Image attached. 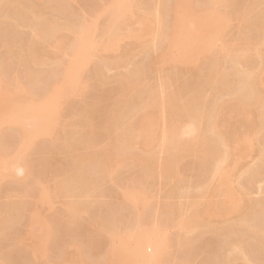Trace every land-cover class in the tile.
Returning <instances> with one entry per match:
<instances>
[{"label":"bare ground","instance_id":"obj_1","mask_svg":"<svg viewBox=\"0 0 264 264\" xmlns=\"http://www.w3.org/2000/svg\"><path fill=\"white\" fill-rule=\"evenodd\" d=\"M65 2L67 3L69 0H65ZM101 2L103 1L101 0ZM136 3L134 0L107 1L102 9V12L107 14V22L100 35V44L98 45L91 42L88 38L90 29L95 25L94 23L80 20L76 24H71L69 21H65V23L63 22L64 24L58 26L54 21H46L45 15H42L43 13L35 14L31 12V10L33 11L31 8L21 9V7H18L23 11L21 12L17 8L19 15L20 13L23 15L24 11L26 13H33L32 16L29 14L32 17V20H30L36 21L35 23H28L31 34L27 42L26 39H23L26 44L23 42L24 50L22 47L19 49V51L23 50V52L20 51L21 55L17 52L20 55L18 59H21V61L19 59L20 65L28 63L30 66L37 62L39 60V50L43 43L46 45H56V48H59L65 41L68 44L69 52L73 56V61L69 62V68L51 85V90L44 92L41 96H35L33 92L31 93V91L24 87L19 95L20 101L17 103L9 102V94L12 92L10 91L9 84L4 82L2 78L4 76L2 71L5 72V70H0V91L2 93V96H0V124L3 126H13V136L15 137V143H13L14 145L12 144L13 146H11L10 151L8 149L5 152L0 151V165L3 166L0 169L5 171L13 168L20 170L25 167L27 169L25 153L31 149L32 138L45 133L44 126L49 123L51 117L55 118L59 114L61 103L80 95L77 85L78 81L70 75V72L87 65L96 46H101L106 51L114 50L117 42L122 37V27L127 23L126 17L128 14H137V24L140 29L155 23L154 36L158 42L152 43H154L153 48H156V45L159 44L158 51L160 54L157 58H168L173 63L180 65L195 61L204 51L207 55L211 54L212 51L209 50L210 45L215 40L216 42L222 38V40H225L226 36L224 37V34L226 35L227 29H229V20L226 13L220 8L216 9L215 5H223V9L226 8L225 6L231 5L230 13L233 16H242L243 14V29L237 32L239 35L236 34L238 35L236 36L239 41L237 42L238 44H235L234 40L232 41L227 38L228 41L225 40L226 42L223 43L214 58V67H223L221 72L217 71L215 75H213L214 72H210L204 77H200V73L196 74L200 78V81L197 80L194 85H192L193 83L189 85L191 82H188L189 86L185 85V89L183 87V90L174 86L175 77L178 72H175L172 77L160 80L152 87L150 86V88L144 86V81L137 69L122 75L123 78L116 83L118 100L112 104L109 112H107V122L103 128V131L109 136L106 147L97 148L92 140L87 138L83 140V137L82 139L78 138L76 134L78 133L77 130H80L79 132L87 130L86 132L89 133L91 126L87 122L79 123V126L77 124L73 126L72 123L74 128L71 127V124H68L67 127H71V131L74 130L73 132L75 133L72 132V140L67 143L68 147L75 151V159L73 158V164L69 165L72 168L68 169L66 177L57 184L55 189L61 197L84 198V201L80 204L68 207L67 212L71 214V216L69 215V219L71 220L81 210L83 212L89 211V199L93 197L99 181H103L107 177L110 179L112 174H115V168L135 163L139 166V169H141L140 167L144 168L143 172L145 170L148 176L151 177L153 168L157 165V152L165 156L159 164L160 175L166 176L171 181H173L172 179L176 175L169 173L168 170L174 164H178L181 160L187 158L188 154L195 153V163L203 165L200 168L204 170V172L201 170V177H204V179L198 192L200 193V197H204L209 193L210 184L216 176L219 177L218 186L214 190L216 192H226L229 190L230 181L227 176L230 177V172L225 173L224 169L231 160L233 162L232 165L235 166L255 145L259 149L260 156H264L263 109L255 114L257 116L255 126L252 128L253 130L250 127L246 129L249 133L246 137L235 133L236 131L233 130L234 126L230 121L222 117V112L226 109V102L229 101L233 102L232 109L235 114L241 115L243 123H247L250 120L254 106L260 104V108L264 107L259 91L260 84H263L261 82L263 80L262 75H259V73H264V7L262 8L263 10L261 9V5H264V0H231V2L228 0H206V2L200 3L204 4V6H201L203 7L201 9H198L200 7L198 2L199 5L195 4L198 8L194 6V3H189L188 8L184 9V6L186 7L185 0H159V10L155 14H152V11L156 9V5L154 9L148 7L145 11L141 8H136ZM28 16H26L27 19L30 18ZM21 17L19 16L18 18ZM27 19L25 21L24 17V24L27 22ZM15 21L18 23L21 19H15ZM37 21L44 22H41L44 25L39 26L40 23H37ZM22 22L21 24H23ZM165 22L167 25H165ZM202 22H206L208 26L203 27ZM19 24L15 26L17 27ZM60 30L69 32L68 37H57L55 33ZM251 32L253 34L256 33L255 38L250 36ZM129 35H131L130 37H134V34ZM11 36L13 37L14 34H11ZM18 37L20 36H16L17 39ZM5 39L7 40V38ZM4 42L6 43V41ZM192 45L194 52L190 55L191 49L189 48ZM147 46L148 43H143L138 46V49L143 51ZM172 51L174 52L173 55H171ZM7 52L8 54L12 53L9 47L7 48ZM157 58H151L149 63L154 64ZM241 58H244L242 62H245L243 67L240 65ZM40 63L46 65L42 57ZM111 63L114 65L119 64L116 61ZM252 63L255 64L253 67L250 66V64L253 65ZM21 66H24L23 68L27 66L26 68L30 69L28 65L22 64ZM104 67L103 62L102 69ZM26 68L24 69L25 72ZM174 70H177V67ZM98 72H101V70ZM26 74H30L28 70ZM98 75L101 81L106 79L102 73ZM138 88L139 90H137ZM135 92H139L138 99L133 97L136 94ZM209 92L212 93L209 94ZM3 96L6 97L2 98ZM36 105H40L41 108L35 107ZM176 109L177 111L175 112ZM167 111L170 114H174V117L169 121L168 127L164 126L160 130V137H158L160 116L167 113ZM241 119L238 123L241 122ZM183 123L185 124L184 127L182 126ZM221 124L225 125L228 130L225 132L221 131L219 129V125ZM41 126L42 128L40 129ZM192 134H198L193 142L184 137V135L189 136ZM156 138L159 140L157 146L151 147ZM95 148L97 150H95L96 152L94 151L95 154H91V151L90 153H86L87 150L92 149L93 151ZM141 149H144L145 152L142 153ZM7 164H10V166L6 167ZM256 171L257 169L250 166L243 169L242 174L248 180L250 179L251 182L255 178ZM145 177L147 178V176ZM182 191L183 189L178 188L172 193L180 196ZM42 193H44L43 189L36 190L24 187L22 190L14 192L13 196L17 198V201L15 199L13 202H7L1 206L0 241L5 230L18 220H22L25 207L30 205L28 199L33 197L36 202L42 200ZM145 195L139 189L122 191L121 200L124 209H136L138 213L141 209L139 207H144L146 204ZM263 202V200L250 202L247 212L245 214L242 213L237 223H230L226 226L228 229L227 234L229 235L233 232L229 230L232 227L234 228V226L240 227V232H244L245 235L242 234L244 237L241 235L240 239L242 240L238 239L239 237L237 238L238 240L234 241L230 237V240L229 238L224 239V242L226 239L229 241H226L224 245L226 253L224 254L223 252L224 256L221 254L222 264H236L237 261L251 264L249 255H246L244 252L243 244L245 243L243 241H246L244 240L246 236H251L254 237L255 242L257 240L264 242V225H258L263 220L261 217V221L258 218L259 214L263 213L261 216L264 215ZM222 204L223 202H221L220 206L218 203L210 200L207 202L204 212L211 217L221 216L225 211L222 209ZM238 204L239 201L232 200L231 208H229L230 211L234 212L238 210ZM122 205L121 203L119 204V206ZM164 207V210L173 217L172 221L176 223L178 229L184 232L183 234H178L175 238L176 244L181 248H187L190 244L192 245L193 237L189 236V234L195 233L198 227L203 226L204 231L208 230L210 233L212 231L214 233L215 229L218 233L221 229L217 230L216 226L202 220L198 214L199 210L197 211V203L183 207L180 203H165ZM183 210L185 214H183ZM117 211L119 212V209H115L112 214L116 215L117 213L115 212ZM259 211L261 213H258V216L256 214L257 219L253 218L254 214ZM40 217L35 206L32 216L26 221L24 220L29 232L21 233L19 235L20 240L23 236L25 237L32 232L33 222L39 221ZM98 219L90 221V223L88 222V228L102 229L103 224ZM221 231L222 229L218 234L222 235ZM107 233L110 240L107 243V251L105 249V254L101 257L103 260L99 264H118L119 260H130V254H136L145 259L141 260L142 262L139 260V264L162 263L163 260H160V258L165 248V240L161 238L162 236L160 237V235L156 234L155 237L149 238L151 233H145L136 240L133 249L129 250L126 241L123 240L124 238L116 236V231L108 230ZM229 235L222 236L228 237ZM116 237H118V242L114 243L113 240ZM190 241L192 242L190 243ZM40 242L43 243L42 239H40ZM224 242L222 241V244ZM261 242L259 245H262ZM69 247H71V244L67 243L63 249V253H61L59 260L62 261V264H70L72 261V257H70L68 251ZM146 248L151 250L149 251L150 255L145 252V250H148ZM25 251L28 252L29 248H25ZM79 254L81 255V253ZM89 261L85 258L83 259V257L80 260L78 259L79 264H91L90 262L92 261Z\"/></svg>","mask_w":264,"mask_h":264},{"label":"rangeland","instance_id":"obj_2","mask_svg":"<svg viewBox=\"0 0 264 264\" xmlns=\"http://www.w3.org/2000/svg\"><path fill=\"white\" fill-rule=\"evenodd\" d=\"M102 1L103 2H101V0H69V2L66 3L65 0H0V70H5V72L2 71V73H4L2 78L4 82L9 84L10 91L12 92L9 94V102L17 103L20 101L19 95L24 87L31 91V93L33 92L35 96H41L44 92L51 90V85L69 68V62L73 61V56L68 50L66 41L59 48H56V45H46L43 43L39 50V60L37 62L30 66L28 63H22L28 65L31 69L30 71V69L25 66L30 73L26 74L27 70L25 72L24 66L19 64L21 59L19 58V61L18 57L21 55L20 51L23 52L25 49L23 45L24 43L26 44L31 34L28 23L36 22H34V20L31 21L32 17H30L29 14L32 16L33 13L31 12L35 14L43 13L42 15H45L46 18H44L46 21H54L58 26L64 24L65 21H69L71 24H76L80 20H85L87 23H94L95 25L90 29L88 38L91 42L98 45L100 44V35L107 22V14H104L102 9L109 0ZM228 1L231 2V0ZM134 2H137L136 8H141L145 11L148 7L154 9L156 5V9L152 11V14H155V12L159 10V0H134ZM197 2L200 4L206 2V0H185L186 7L184 6V9L188 8L189 3H194V6L195 4L199 5ZM202 5L204 6V4H200L199 8L195 7L201 9L203 8L201 7ZM215 6L216 9L220 8L224 11L229 20V29H227L226 35L224 34V37L226 36L225 40L228 38L229 40H234L235 44H238L237 42L239 41L236 36L239 35L237 32L243 29V14L242 16H233L230 13L231 5L225 6V9H223V5ZM18 7H21V9L31 8L33 11L30 9V13L27 12V14L24 11L25 14L23 13L22 15V13H20L19 15ZM263 7L264 5H261V9ZM132 10L134 11L133 8ZM19 11L23 12L20 9ZM25 15H29L28 18H30L27 19ZM19 16L22 17L18 18ZM24 17L25 21L27 19L25 24L23 21ZM15 19H21V21L17 23ZM126 19L127 23L122 27V37L117 42L114 50L106 51L103 50L101 46H96L87 65L83 68H78L76 71L70 72V75L78 81L77 85L80 90V95L61 103L59 114L56 115L55 118L51 117L49 123L44 126L45 133L32 138L31 149L25 153L27 169H25V167L20 170L13 168L5 171L0 169V208L7 202H13L15 199V201H17V198H15L13 194L16 191L18 192V190H22L24 187L28 189L34 188L36 190H44V193H42V200L36 202L33 197L28 199L30 205L25 207L22 220H18L12 224L1 236L0 264H62L59 258L67 243L71 244V247L68 248L70 257H72L70 264H79L78 259L80 260L82 257L83 259L85 258L86 260L92 261H89L91 264H96L97 262L99 264V262L103 260L101 257L105 254V249L107 251V243L108 240H110L107 233L108 230H114L116 231V236L122 239L124 238L123 240L126 241L129 250L133 249L136 240L145 233H151L149 238L155 237L156 234L160 235V237L162 236L161 238L165 240V248L160 260H163L164 263L162 261V263L155 262V264H220L221 254H223V252L224 254L226 253L224 246L226 241H229L230 238H232L233 241L238 240L241 238V235L244 234L243 231V233L240 232V227L234 226V228L232 227L229 230L233 231L232 234L229 235L227 234L228 229L226 226L230 223H237L242 213L245 214L247 212L250 202L264 201V156H260L259 149L256 145L252 147L249 153L241 158L235 166L232 165V160L225 166V173L230 172V177L227 176L230 181L229 190L226 192H216V190H214V188L218 186L219 177L216 176L210 184L209 193L204 197H200V193H198L204 179V177H201V172H204V170L200 168L203 165L199 164L197 161L198 164L195 163V153L188 154L187 158H184L178 164H174L173 167L168 170L169 173L176 175L175 178L172 179L173 181H171V179H167L166 176L163 177L160 175L159 164L165 156L157 152V165L153 168L151 177L148 176L145 170V173L143 172L144 168L140 167L141 169H139V166L135 163H133V165L132 163L131 165H124L125 167L121 166L115 168V174L113 173L110 179L107 177L103 181H99L93 197L89 199V211L83 212L81 210L77 215H72V220L69 219V215L71 216V214L67 212L68 207L70 205L80 204L84 201V198L71 196L61 197L58 195V191L55 188L57 184L66 177L68 169L72 168L69 167V165L71 166L73 164L75 151L67 145L68 141L72 140L71 134L74 133V130L71 131V127L74 128L73 126H76V124L87 122L91 126L89 133L86 132L87 130H82L81 132L77 130V132L80 133H76L78 138L82 139L83 137V140L84 138L85 140L86 138L92 140L97 148H104L107 146L109 136L103 131V128L107 122V112H109L112 104L118 100L116 83L123 78L122 75L137 69L144 81V86L150 88V86L152 87L160 80L172 77L175 72H178L175 77L174 86L183 90L185 85L189 86L192 83V85H194L197 80L200 81V78H198L196 74L200 73V77H204L210 72H214L213 75H215V72H221L223 69V67H214V58L216 54H218L223 43L226 42L222 40L223 36L221 40L219 38L220 41L216 42L215 40V42L210 45L209 50L212 51L211 54L207 55L204 51L195 61H189L190 63L180 65L173 63L168 58H157L160 54L158 51L159 44L156 45V48H153L154 43H152L158 42L154 36L155 23L140 29L137 24V14H128ZM28 20H30V22H28ZM21 22L23 24H21ZM41 22L42 21H37V23H40L39 26L44 25L42 24L44 22ZM37 23L36 25H38ZM16 24L19 25L16 27ZM202 24L203 27L208 26L206 22H202ZM165 25H167L166 22ZM11 34H14V36L12 37ZM55 34L57 37L66 36L67 38L69 32L60 30ZM129 34H134V37H130L131 35ZM15 35L20 37L17 39ZM250 36L255 38L256 33L253 34L251 32ZM5 38H7V40ZM23 39H26V42ZM4 41H6V43ZM143 43H148V46L145 50L141 51L138 49V46ZM194 45L196 44L194 43ZM8 47L13 54H8ZM21 47L23 50L19 51ZM189 49H191L190 55H192L194 52L193 45ZM17 52L20 53V55L17 54ZM173 54L174 52L172 51L171 55ZM41 57L46 65L40 63ZM153 57L157 58L156 62L154 64L149 63L150 59ZM242 59L244 58L240 59V65L243 67L245 62H242ZM115 61L119 62V64L114 65L111 63ZM103 62L105 67L102 69ZM254 65L255 64H250L252 67ZM175 67H177V70H174ZM98 68H100L101 72H98L100 71ZM97 72L98 74L102 73L106 79L101 81ZM259 75H262L263 79L261 80L263 84H260L259 91L264 105V73L260 72ZM188 82L191 83L188 85ZM137 90H139V88ZM138 93L134 94L133 97L135 99H138ZM211 93L212 92H209V94ZM0 96H2L1 91ZM5 97L3 96L2 98ZM259 105L254 106V110L251 113L252 116L247 123L242 122L241 115L235 114L232 109V101L226 102V109L222 112V117L230 121L234 126L233 130L236 131L235 133L246 137L249 135L246 129L250 127V129L253 130L252 128L255 126L257 117L255 114L262 109L264 112V107L260 108ZM35 107L41 108L40 105H36ZM176 111L177 109L175 112ZM160 117L157 136L164 126L168 127V123L171 118L174 117V114H170L167 111V113L162 114ZM240 119L241 122L238 123ZM68 124H71V127H67ZM182 126L184 127L185 124L183 123ZM41 128L42 126L40 129ZM69 128L70 134L68 133ZM13 129V126H3L0 124V134L2 133L0 135V151L5 152L7 149L10 151L12 148L11 146L14 145L15 137L13 136ZM219 129L223 132L228 130V128L222 124L219 125ZM197 135H184V137L193 142L197 138ZM158 137H160V135ZM73 139L75 140V138ZM158 141V138H156L151 147L157 146ZM95 150L96 148L93 151L89 149L86 153H90L91 151L92 154ZM141 152L144 153L145 150L141 149ZM9 166L10 164L6 165V167ZM250 166L257 169L255 178L251 182L250 179L248 180V178H245L242 174L243 169ZM0 168H3V166L0 165ZM145 176H147V178ZM178 188L181 190L183 189L181 195L178 193L180 196L172 193ZM134 189L142 190L146 194V204L145 206L143 205L144 207H139L141 209L138 213L136 209L131 210V208L129 209L126 207V209H124L121 200L122 191ZM210 200L218 203L220 206L221 202H223L222 209L225 210L223 215L211 217L204 212V208ZM232 200L239 201L238 210L234 212L229 209L231 208ZM120 203L123 207L119 206ZM165 203H180L182 207L197 203V211L199 210L198 214L201 216L202 220L216 226L218 228L217 230L221 228L223 231H221V233H223L222 235L229 236L224 237L218 234L221 229L218 233L216 229L214 233L213 231L210 233L208 230L205 232L203 226H201L197 228L195 233L189 234V236L193 237V242L190 241V243L192 242V245H189L190 248L189 246L187 247L188 249L179 247L175 242V238L178 234H183L184 232L178 229L176 223L172 221L173 217L164 210ZM35 206L41 216L40 220L33 222L32 232L25 237L23 236L20 240L19 235L21 233L24 234L29 232L25 225V221L32 216ZM115 209H119V212H115L117 213L116 215L112 214ZM184 210L183 214H185ZM258 213L261 212H256L253 218H256ZM262 214H259L258 218L260 221L263 219V223L264 215L261 216ZM97 218L101 220L99 221L98 219V221L103 224V228H88V222L90 223V221L97 220ZM259 220L257 221L259 222ZM262 223H258V225H264ZM118 237L113 240L114 243L118 242ZM242 237L244 236L242 235ZM249 237L251 236H246L244 239L246 241H243V243H245L243 244L245 254L249 255L251 264H264V242L257 240L259 242L256 241V243L254 237L250 239ZM225 238H229V240L226 239L224 242ZM40 239H42L43 243L40 242ZM222 241L224 244H222ZM260 242L262 245H259ZM77 246L80 248L78 251L77 249L79 248ZM25 248H29V251L26 252ZM146 249L148 250H145V252L150 255L149 251L151 250L149 248ZM79 253H81V255ZM80 256L82 257L80 258ZM129 259L130 260L127 261L126 259L119 260L118 264H139L141 260H145L136 254H130ZM236 264L245 263L237 261Z\"/></svg>","mask_w":264,"mask_h":264}]
</instances>
